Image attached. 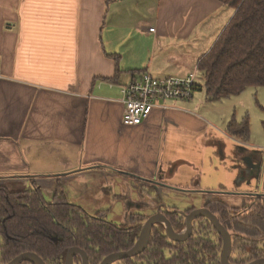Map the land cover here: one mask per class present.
Returning a JSON list of instances; mask_svg holds the SVG:
<instances>
[{
    "label": "crops",
    "instance_id": "crops-1",
    "mask_svg": "<svg viewBox=\"0 0 264 264\" xmlns=\"http://www.w3.org/2000/svg\"><path fill=\"white\" fill-rule=\"evenodd\" d=\"M233 13L215 0H0V185L33 182L52 197L60 184L81 208H121L125 224V208L153 214L157 192L228 194L211 163L233 155L248 187L240 195L264 200V148L252 152L226 131L214 137L217 110L200 84L192 99L123 124L120 86L142 73L187 77ZM206 163L213 173H203Z\"/></svg>",
    "mask_w": 264,
    "mask_h": 264
},
{
    "label": "trees",
    "instance_id": "trees-1",
    "mask_svg": "<svg viewBox=\"0 0 264 264\" xmlns=\"http://www.w3.org/2000/svg\"><path fill=\"white\" fill-rule=\"evenodd\" d=\"M215 1L231 7L234 13L197 63L202 88L210 102L239 95L249 87L264 86V0ZM227 132L237 140L247 141V116L241 122L232 117ZM205 207L231 236L230 264L264 259L262 196L237 210L215 199ZM165 217L174 232L183 230L181 214L168 209ZM139 222L125 228L109 222L102 213L90 215L68 200L60 184L50 201L43 199L34 183L16 192L0 186V264L26 252L36 254L45 264H65L67 251L74 247L86 253L88 264H100L106 256L134 246L143 228ZM192 230L184 242H174L162 224H155L141 254L113 264H220L222 240L210 221L198 217ZM73 264H81L79 256L74 257Z\"/></svg>",
    "mask_w": 264,
    "mask_h": 264
},
{
    "label": "rangeland",
    "instance_id": "rangeland-1",
    "mask_svg": "<svg viewBox=\"0 0 264 264\" xmlns=\"http://www.w3.org/2000/svg\"><path fill=\"white\" fill-rule=\"evenodd\" d=\"M148 6H150V5L149 4H147V5L141 4L142 14H145V10H146V8L148 9ZM150 12H151L152 16L155 13V11L153 12V10H151L148 12V14H150ZM196 81H197L198 85L199 84L201 86L203 85V80H202L200 74L198 73V71H197ZM195 92L200 93L201 89L194 91V93ZM204 103H206V101ZM207 106L210 109L214 107L217 110V112L216 111H210L213 113L214 118L216 119L214 121H216V122L217 121L219 122L222 114H224V113L226 114L228 112L231 113V116L229 117L228 122L230 121V119L232 117H234L236 122H241L242 119H244L247 116L248 121H249L250 133H249V138H248L247 142L244 143V145L246 147H248V149L252 152L261 150L260 148L257 149V147H263L264 148V126L262 125L264 123V86L249 87L239 95L232 96V97L227 98V99H221L218 101H212V102L209 101L207 103ZM216 122H209L212 124V125H210V127L212 128V130H211L212 135L214 136V134H217L218 136H221L225 133V131L229 135V133L227 132V125H226V127L221 126L220 124H217ZM228 122H227V124H228ZM220 138H222V137H220ZM231 144H232V147L233 146L237 147V144L233 143L232 141H231ZM206 148L208 149L207 145H206ZM169 155L171 157L177 156L176 152L174 153V150ZM253 156L258 157V155H256V154H253ZM233 160H234V158L232 155L230 158L225 160V165H218L219 164L218 160L212 161L213 163H211L213 165V167L218 169L219 172L216 174L214 173V174L216 176H219V178L226 185V189L229 192L228 194H226V195L222 194L220 192V190L218 191L216 189L214 191L213 190L209 191V190L203 189V190H199L198 192H193V193L191 191H182L183 193H181V192L172 193L170 195H165L163 197L162 195L158 194V192H157V194L154 196L155 201L158 199H160V200L162 199L164 201L163 202L164 207L162 209L168 208L171 211H178L180 213L186 211L187 209H194V210L201 209V207L203 205H205V203L207 201H210V199L219 200L231 209H236V210L242 209V207L246 206V204H247L246 202H248V204H249V200H246V199H249L250 197L240 195V194H244L246 191H248V187L246 184H242V185H241V183L239 184V178H237L238 170L235 171L232 168L234 165H237L238 167L242 166L241 162L243 163V160L237 161L238 162L237 164H233ZM208 165H209V163L205 164V168H204L203 173H206V171H207V174H208V171L212 172V173L214 172V170L210 169V166L208 167ZM182 170H183V168H182ZM182 170H181V172H182ZM181 172H180V174H181ZM250 175H251L252 181L254 182L255 176L252 174H250ZM203 177H205L204 174H202L201 177L199 176L198 179H196V180H199V183H198L199 185H200V178H201V182L203 180L204 181L206 180ZM248 177H249V174L248 175L244 174V177H243L244 183L247 182ZM4 188H6V187H4ZM26 189L27 188L23 187V186H9L8 190L11 192H16V191H24ZM218 192H220V193H218ZM42 196H43V199L45 201H49L50 198H52L51 196H45L43 194H42ZM243 198H245V201H246L245 204H243ZM250 202H251V200H250ZM83 209L86 210L90 215L91 214H97V212L94 211L95 208H83ZM120 209L121 208H112L111 212H109V208H104L100 212L104 214L105 219L110 220V221L112 219H115V221H116L115 223L120 225L122 222H120L119 218L123 215V213H121ZM157 209L158 208H156L153 212H155ZM149 212H151V211H148L147 213H149ZM106 214H108V217ZM114 215H115V218H114ZM183 230H184V228H183Z\"/></svg>",
    "mask_w": 264,
    "mask_h": 264
},
{
    "label": "built area",
    "instance_id": "built-area-1",
    "mask_svg": "<svg viewBox=\"0 0 264 264\" xmlns=\"http://www.w3.org/2000/svg\"><path fill=\"white\" fill-rule=\"evenodd\" d=\"M149 32H154L153 28ZM197 68L185 78H155L142 73L120 86L121 101L124 105L123 124L138 126L144 122L153 109H166V103L172 100L188 101L192 99Z\"/></svg>",
    "mask_w": 264,
    "mask_h": 264
},
{
    "label": "water",
    "instance_id": "water-1",
    "mask_svg": "<svg viewBox=\"0 0 264 264\" xmlns=\"http://www.w3.org/2000/svg\"><path fill=\"white\" fill-rule=\"evenodd\" d=\"M180 214L185 217V230L182 233L174 232L166 217L158 211L156 214L150 216L146 220L137 242L130 250L108 255L100 262V264H112L115 261L126 258H132L142 253L148 244L152 227L158 223L164 226L166 235L171 241L184 242L192 235V221L198 217H203L209 220L214 230L222 240L220 264H230L228 260L231 254V237L230 234L225 230V228L219 223L217 217L205 208L193 210L188 215L184 214L183 212H181ZM75 256L80 257L81 264H88V258L86 253L81 249L75 247L70 248L67 251L65 257V264H73V259ZM23 262H31L33 264H45L42 259L39 258L36 254L30 252L20 254L7 264H22ZM249 264H264V259H258Z\"/></svg>",
    "mask_w": 264,
    "mask_h": 264
},
{
    "label": "flooded vegetation",
    "instance_id": "flooded-vegetation-1",
    "mask_svg": "<svg viewBox=\"0 0 264 264\" xmlns=\"http://www.w3.org/2000/svg\"><path fill=\"white\" fill-rule=\"evenodd\" d=\"M156 202H158V206H157V208H160V209H157L155 212H153V214H151L150 216H152V215H154V214H156L158 211L161 213V214H163L164 216H165V212L168 210V208H166V209H162L163 207H160V205H161V202H160V199H158V200H156ZM248 205V204H247ZM246 205V206H247ZM246 206H244V207H246ZM244 207H242V208H244ZM202 208H205L206 209V207H205V205H203V207ZM126 209V211H128V214L129 215H127V220H126V223L125 224H120V225H118V224H116V223H114V222H112V221H110V220H108L109 222H111V223H113V224H115V225H117V226H119V227H125V228H129V227H134V225L135 224H137V222L140 220V224H142V226L144 225V223L146 222V220L150 217V216H143V214H142V212H140V211H138L137 209H139V208H125ZM131 209H133V210H131ZM140 209H146V208H140ZM139 209V210H140ZM189 209H187L186 211H184L183 213L184 214H186V215H188L190 212H192L194 209H191L189 212H187ZM208 210V209H207ZM144 212V211H143ZM172 212H177V213H179L178 211H172ZM97 214H99V213H97ZM97 214H95V215H97ZM103 214V213H102ZM180 214V213H179ZM184 217V216H183ZM107 220V219H106ZM142 220V221H141ZM143 220H145L144 221V223H143ZM195 220V219H194ZM193 220V221H194ZM184 221H185V217H184ZM193 221H192V223H193ZM139 223H138V225H139ZM152 230V229H151ZM184 230H185V225H184ZM183 230V231H184ZM182 231V232H183ZM193 231V230H192ZM182 232H180V233H182ZM151 234V233H150ZM231 237V236H230ZM231 251H232V248H231ZM141 254V253H140ZM139 255V254H138ZM231 255V254H230ZM230 258V257H229ZM229 261V260H228ZM253 262V261H252ZM251 263V262H250ZM113 264V263H112Z\"/></svg>",
    "mask_w": 264,
    "mask_h": 264
}]
</instances>
